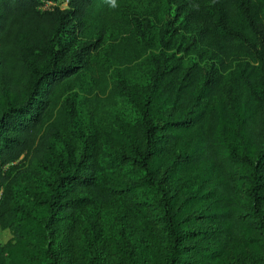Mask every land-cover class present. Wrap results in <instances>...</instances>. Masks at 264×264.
Listing matches in <instances>:
<instances>
[{
	"label": "trees",
	"instance_id": "trees-1",
	"mask_svg": "<svg viewBox=\"0 0 264 264\" xmlns=\"http://www.w3.org/2000/svg\"><path fill=\"white\" fill-rule=\"evenodd\" d=\"M51 1L67 5L0 0V224L12 232L0 244V264H78L73 222L81 210L113 198L97 180L104 166L96 153L82 151L67 169L53 137L67 124L57 97L78 74L75 63L61 62V36L72 20L88 30L117 19L118 0ZM212 1L217 50L249 58L241 95L208 108L197 93V68L180 79L174 67L161 70L138 88L139 129L120 135L131 152L113 153L108 162L136 168L138 176L120 190L155 231L132 236L130 221L122 224L118 251L127 264H256L244 253L264 252V0ZM206 2L196 0L193 12L208 15ZM99 74L104 91L106 73ZM15 189L33 196L20 200ZM149 194H156L150 204ZM61 224L68 226L62 234ZM90 242L95 247L98 236ZM83 264L106 263L95 253Z\"/></svg>",
	"mask_w": 264,
	"mask_h": 264
},
{
	"label": "rangeland",
	"instance_id": "rangeland-1",
	"mask_svg": "<svg viewBox=\"0 0 264 264\" xmlns=\"http://www.w3.org/2000/svg\"><path fill=\"white\" fill-rule=\"evenodd\" d=\"M195 1L118 0L114 8L117 19L97 21L88 30H79L72 20L61 36V62L75 63L78 74L57 97V107L64 112L67 124L55 133L54 150L67 169L74 168L82 151L95 152L104 166L97 180L113 195L111 201H97L81 210L73 222L69 240L78 264L95 253L106 264H127L118 251L121 227L127 221L126 230L132 236L155 231L152 220L134 204V197L120 190L138 176L136 168L132 164L113 167L108 162L113 153L131 152V145L120 135L126 127L139 129L138 88L161 70L174 67L180 70V79L197 68V93L208 108L234 102L241 95L240 77L249 58L226 56L217 50L214 2H206L211 11L202 16L193 12ZM102 71L108 80L104 91L99 77ZM217 78L218 86L213 89ZM189 149L183 145L184 151ZM197 168L191 167L189 173ZM14 193L20 200L27 198L25 193L33 196L31 189H15ZM155 199L156 194L147 195L149 204ZM154 212L158 211L149 214ZM67 229V224H61L59 232ZM94 236L99 239L95 247L90 242ZM11 237V230L0 224V244ZM245 256L248 263L264 264V252L254 257L248 251Z\"/></svg>",
	"mask_w": 264,
	"mask_h": 264
},
{
	"label": "built area",
	"instance_id": "built-area-1",
	"mask_svg": "<svg viewBox=\"0 0 264 264\" xmlns=\"http://www.w3.org/2000/svg\"><path fill=\"white\" fill-rule=\"evenodd\" d=\"M52 5H60L62 8H64L67 5V2L59 3L57 1L46 0V2L43 5H41V7L42 8H49Z\"/></svg>",
	"mask_w": 264,
	"mask_h": 264
}]
</instances>
